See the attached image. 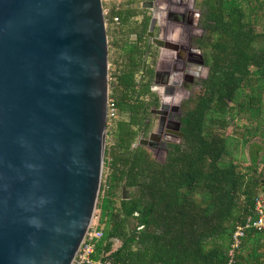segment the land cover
I'll return each instance as SVG.
<instances>
[{
    "label": "trees",
    "instance_id": "1",
    "mask_svg": "<svg viewBox=\"0 0 264 264\" xmlns=\"http://www.w3.org/2000/svg\"><path fill=\"white\" fill-rule=\"evenodd\" d=\"M106 0H103V3ZM130 4L142 0H129ZM104 6V5H103ZM264 0H201L196 38L208 66L201 90L181 118L182 139L170 143L164 161L133 145L135 124L113 120L112 145L105 151L108 172L96 202L94 260L109 264H226L236 226L254 215L261 183L255 173L264 154L239 166L230 156L235 140L215 132L242 115L245 133L264 149V31L255 29ZM106 8V6H105ZM107 22L124 23L136 9L109 5ZM138 63L116 72L123 87L113 101L121 112H137L129 101ZM135 122V123H134ZM247 140H244L246 142ZM250 141V140H249ZM122 187L128 198H122ZM264 189V188H263ZM119 241L113 247V239ZM233 264H264V229H247L233 250Z\"/></svg>",
    "mask_w": 264,
    "mask_h": 264
},
{
    "label": "water",
    "instance_id": "2",
    "mask_svg": "<svg viewBox=\"0 0 264 264\" xmlns=\"http://www.w3.org/2000/svg\"><path fill=\"white\" fill-rule=\"evenodd\" d=\"M107 97L102 0H0V264L72 263L96 210Z\"/></svg>",
    "mask_w": 264,
    "mask_h": 264
},
{
    "label": "flooded vegetation",
    "instance_id": "3",
    "mask_svg": "<svg viewBox=\"0 0 264 264\" xmlns=\"http://www.w3.org/2000/svg\"><path fill=\"white\" fill-rule=\"evenodd\" d=\"M150 1L152 6L146 7L149 11L136 9L126 23L120 16H115L116 21H106V27L120 29L133 20L128 28L133 40L112 39L113 46L124 49L120 59L115 58V61L121 60V65L114 71L113 81L108 82L107 101L113 99V94L119 96L123 90L116 83V72L133 61L139 64L134 73L137 85L134 91H128V97L129 101L142 105L136 108L137 112L125 113L114 103L115 116L107 119V124L111 125L117 119L130 121L132 117H142L143 123L138 122L134 126L137 136L133 145L144 142V147L155 150L162 146L165 150L170 143H177L170 142L171 138L182 139L183 90L195 85L201 87L208 66L196 42L203 29L199 24L200 10L195 11L194 0H142L141 6L145 7L143 2ZM113 4L133 9L129 0H116Z\"/></svg>",
    "mask_w": 264,
    "mask_h": 264
},
{
    "label": "rangeland",
    "instance_id": "4",
    "mask_svg": "<svg viewBox=\"0 0 264 264\" xmlns=\"http://www.w3.org/2000/svg\"><path fill=\"white\" fill-rule=\"evenodd\" d=\"M124 1V0H122ZM200 1L201 0H194V8L195 11H199L200 8ZM116 0H106L104 3V7L108 8L109 5H112ZM122 6V4H121ZM133 8L137 10H142V9H147L146 7L141 6V1H136L132 3ZM148 10V9H147ZM149 11V10H148ZM259 14V19L256 21L255 24V29L259 31H264V8L258 12ZM198 18V16H197ZM200 19V17H199ZM195 20V19H194ZM131 22L133 20L129 21L127 25L121 27L118 29L117 27H106V33H107V40H108V63L110 64V68L108 69V82L113 81V74L114 71L118 69V66L121 65V60L120 61H115L120 59V55L122 56L123 53V48L120 46L119 48L115 47L112 45V39L118 37L119 40H123L124 42L133 40V34L131 31L128 29L131 26ZM121 30V31H120ZM200 31V30H199ZM197 31V34L199 33ZM184 38V42H185ZM124 45V44H123ZM123 60V58H121ZM113 72V73H112ZM186 89V88H184ZM201 87L195 85L193 87H190V89L183 90V96H182V101H183V112L184 110L188 107L191 106L193 103V99L198 95L200 92ZM263 101H264V90H263ZM245 124H248V121L245 119V117H242V115L237 116V118L234 119H229L228 125L225 128H219L218 125L215 126V132L220 134V135H225L229 136L230 138H233L235 140L234 145L231 146V153L230 156L235 157L236 161L239 163L240 167L245 166L246 164H249L250 158L253 155L261 156L264 154V149L262 150L261 146H257V143H254V140L256 138H249L247 134L245 133ZM111 130V126L107 124V132ZM244 140H247L244 142ZM250 140V141H249ZM177 142L179 143L181 141V138H171L170 142ZM113 142V137L110 135V133H106V141H105V150L112 145ZM148 150L149 154L151 157L156 159L157 161H164L165 156H166V149L165 150L162 148V146H159L155 150L152 148L146 147ZM109 159V156L105 155L104 153V158H103V164H102V171H101V179H100V186L101 183L104 180V177L106 173L108 172L107 168V160ZM258 171L255 173V176L257 177L258 181L261 183V186L258 187L257 194L264 195V163L259 162L258 163ZM100 190V189H99ZM122 193V192H121ZM96 212V210H95ZM94 212V214H95ZM95 219V217H93Z\"/></svg>",
    "mask_w": 264,
    "mask_h": 264
},
{
    "label": "built area",
    "instance_id": "5",
    "mask_svg": "<svg viewBox=\"0 0 264 264\" xmlns=\"http://www.w3.org/2000/svg\"><path fill=\"white\" fill-rule=\"evenodd\" d=\"M103 3V0H102ZM104 15L107 9L103 6ZM117 20V17H114ZM106 22V19H105ZM115 116V106L113 99L107 101V119H112ZM254 215L248 217L243 224L236 226L232 234V243L230 250V258L226 264H233V250L239 245L241 237L245 234L247 229L261 230L264 229V198L257 196L253 204ZM88 226L80 248L78 249L71 264H109L105 261L94 260L92 254L94 253L95 241L102 236V230L98 228L96 216ZM119 241L113 239V247H117Z\"/></svg>",
    "mask_w": 264,
    "mask_h": 264
}]
</instances>
